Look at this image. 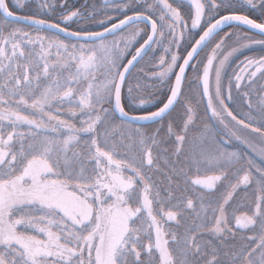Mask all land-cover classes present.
Returning <instances> with one entry per match:
<instances>
[{"label": "snow or ice", "instance_id": "obj_1", "mask_svg": "<svg viewBox=\"0 0 264 264\" xmlns=\"http://www.w3.org/2000/svg\"><path fill=\"white\" fill-rule=\"evenodd\" d=\"M237 2L0 0V264H264V54L231 66L264 0Z\"/></svg>", "mask_w": 264, "mask_h": 264}, {"label": "rangeland", "instance_id": "obj_2", "mask_svg": "<svg viewBox=\"0 0 264 264\" xmlns=\"http://www.w3.org/2000/svg\"><path fill=\"white\" fill-rule=\"evenodd\" d=\"M115 2H119V0H68V5H69V7L80 8V9L86 10V11H91L93 8H95L97 13L99 14L102 12V10L105 9L106 5H111L112 3H115ZM170 2H173V0H170ZM184 4L187 5L186 0H183V6L181 8V12L183 15L187 16L189 12L188 13L184 12V9H185ZM29 5H30L29 8L25 9L24 12H22L21 14H26L28 12L35 11L34 0H29ZM188 9H190V7H188ZM59 15H60V9L57 8L55 16H53L51 18L55 19ZM72 27L75 28L76 25L73 24ZM88 27L93 29V30H99L100 29V26L95 25V24H89ZM140 27L143 28L144 25H140ZM244 31H246V30H244L242 28H232V27L226 28L223 31H221V36H224L225 33H232L231 38L225 40V45H226V47L224 49L225 52L227 50H229V47L235 46L236 36L241 35ZM249 35H252L256 39L261 38L258 35L250 33V32H249ZM141 42H142V40H141ZM136 46H138V45H136ZM209 50L210 49H206L205 51H209ZM183 51H184L183 48H181L180 52L183 53ZM157 53H158V55L164 54L162 48L159 49L157 51ZM261 54H264V49H261L260 46H254L251 49H244L242 54H238L236 57L232 58L231 66L233 68L236 67V65H238L240 63V61L244 59V56H256V57H258ZM204 55H205V53L202 52L200 54V58L203 59ZM150 61L151 60H149V59L145 60V61H141L140 66H142L144 68H148L149 66L152 65ZM229 72H231V68L229 69ZM135 74H136V70L134 71V75ZM193 77H194V73L192 71V68L189 67L188 71H187V78L189 81H192ZM195 87L196 86L193 85V89L191 92H189V90L186 89L185 94L186 95H194ZM196 99L199 100V97L197 96ZM205 105H206V101L201 102L199 104V114L201 117V119H200L201 124H203L204 122H207L208 118L210 117V113H208L207 115L205 114ZM234 107L236 108L237 111L245 110L244 108L241 107V104H240L238 98H237V104ZM183 111H184L183 106L177 105L175 111L172 112V115H171V117H169V119L173 120L176 124H179L181 121V117L183 116ZM153 127H156V126L154 125ZM215 127L217 128V130H220L218 125H215ZM253 158L257 160V163L260 162L257 157H253ZM238 199H239V197L237 198V200Z\"/></svg>", "mask_w": 264, "mask_h": 264}, {"label": "trees", "instance_id": "obj_3", "mask_svg": "<svg viewBox=\"0 0 264 264\" xmlns=\"http://www.w3.org/2000/svg\"><path fill=\"white\" fill-rule=\"evenodd\" d=\"M243 2V0H238V2H237V4H236V7H239L240 6V3H242ZM184 6H185V9H184V12H189V9H188V7H189V5H188V3H187V5L186 4H184ZM246 10V9H245ZM251 15L254 17V18H259V14L258 13H256V12H253V13H251ZM156 55H157V57L159 56L158 55V53H156ZM161 55H163V54H161ZM150 60V58H146L145 60ZM144 60V61H145ZM151 62V61H150ZM152 66V65H151ZM151 66H149L148 68H145V70L147 71V70H149V68L151 67ZM135 71V70H134ZM173 79H174V77H173ZM126 103H127V101H125ZM238 198V197H237ZM241 211H243V210H246V209H244L243 207L240 209ZM237 214H239V212H237Z\"/></svg>", "mask_w": 264, "mask_h": 264}, {"label": "water", "instance_id": "obj_4", "mask_svg": "<svg viewBox=\"0 0 264 264\" xmlns=\"http://www.w3.org/2000/svg\"><path fill=\"white\" fill-rule=\"evenodd\" d=\"M189 3H190V0H187ZM242 28V27H241ZM244 29V28H243ZM100 30V29H99ZM246 30V29H245ZM249 32H251V31H249ZM251 33H254V32H251ZM255 34V33H254ZM62 35V34H61ZM130 58V57H129ZM182 62V61H181ZM187 71H188V69H187ZM187 74V73H186Z\"/></svg>", "mask_w": 264, "mask_h": 264}, {"label": "flooded vegetation", "instance_id": "obj_5", "mask_svg": "<svg viewBox=\"0 0 264 264\" xmlns=\"http://www.w3.org/2000/svg\"><path fill=\"white\" fill-rule=\"evenodd\" d=\"M186 2L188 3L189 7L191 8V5L189 4V2L186 0ZM122 18V17H121Z\"/></svg>", "mask_w": 264, "mask_h": 264}]
</instances>
